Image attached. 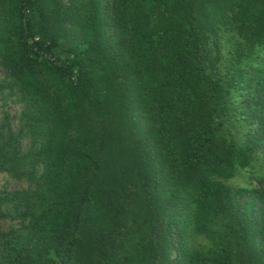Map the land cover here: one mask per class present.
<instances>
[{
    "label": "trees",
    "instance_id": "1",
    "mask_svg": "<svg viewBox=\"0 0 264 264\" xmlns=\"http://www.w3.org/2000/svg\"><path fill=\"white\" fill-rule=\"evenodd\" d=\"M0 68V264H264V0H0Z\"/></svg>",
    "mask_w": 264,
    "mask_h": 264
},
{
    "label": "rangeland",
    "instance_id": "2",
    "mask_svg": "<svg viewBox=\"0 0 264 264\" xmlns=\"http://www.w3.org/2000/svg\"><path fill=\"white\" fill-rule=\"evenodd\" d=\"M62 52V48H58V53ZM3 76V70L0 68V78ZM20 105H14V104H9L8 109L12 113L13 120L17 122L18 115L20 112ZM15 122V123H16ZM257 165L255 168H249L248 170H243L242 173L234 177L233 179L227 181V183L231 186L235 187H240L244 185L253 186L258 184L257 182V176L260 175V171L258 168L256 169ZM2 186H7L9 189H17V188H22V187H27L28 183L24 181H16L15 179L9 177L6 174H0V188ZM11 223V222H10ZM8 223H5L4 226L7 227Z\"/></svg>",
    "mask_w": 264,
    "mask_h": 264
}]
</instances>
